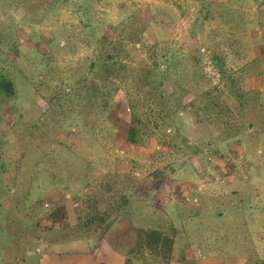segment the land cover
Segmentation results:
<instances>
[{"label":"rangeland","instance_id":"374dc122","mask_svg":"<svg viewBox=\"0 0 264 264\" xmlns=\"http://www.w3.org/2000/svg\"><path fill=\"white\" fill-rule=\"evenodd\" d=\"M88 197L131 264L152 228L168 264H264V0H0V264L93 246Z\"/></svg>","mask_w":264,"mask_h":264},{"label":"trees","instance_id":"16d2710c","mask_svg":"<svg viewBox=\"0 0 264 264\" xmlns=\"http://www.w3.org/2000/svg\"><path fill=\"white\" fill-rule=\"evenodd\" d=\"M74 4H76L77 2H73ZM234 42V38H232V43L230 45H235L233 44ZM174 56V55H173ZM167 57V56H165ZM177 57L175 55V57H173L171 61V64H175L176 63ZM190 63L188 64L189 66L192 67V75L193 76H198L197 73L195 72L197 69L195 64L193 63V61L191 59H187ZM212 61H214L216 64H218V66H220L221 68L219 69V73L223 74L225 73V69L222 66V56L221 54H215L212 56ZM169 63H166L165 65V72L169 73L172 70L176 69V65H171ZM171 101V100H170ZM175 103L172 101L171 103V107L172 113H176L178 109H184L187 106V103H184V100H182V102L177 101V99H174ZM164 103H167V101H163ZM137 103V101L135 102ZM215 106L219 108V103H217L214 100ZM211 104V102H210ZM213 106V107H215ZM131 110V116H132V121L134 122L135 126L134 129H136V132H139V129H137V125L139 123V117H138V113L135 111V104L130 107ZM232 128V127H230ZM131 134L129 135V139L131 138ZM81 202H83V200H81ZM81 204V203H80ZM128 208H131V206L129 207V205L127 204ZM81 208V209H80ZM72 211L74 210V218H75V224L77 225V227H79L78 230L83 231V235L76 238V239H81L82 237L84 239H86L89 243H93L94 245L97 244L99 242L100 239H102V237L104 236L105 233H107L110 228H111V224H101L102 222V214H100V206H98V204L96 202H94L93 200H91L89 197L85 198L84 202L82 203L81 207H75V208H71ZM104 210V209H103ZM81 215H85V220L84 221H80V219L82 218ZM99 222V223H98ZM95 223V224H93ZM96 224H100L102 228H100L98 230V233H96ZM82 225V226H81ZM94 234L96 235L97 239L93 238V236L91 235ZM136 235L138 237V239H140L144 245L145 250H147L148 252H152L153 254L157 255L158 253H160L161 257L164 258L163 260V264H168V258L171 254V250H172V245H173V239L170 236H167V234L165 232H161L158 229H143V230H137L136 231ZM133 253V249L129 251V256L132 255ZM126 256L125 260H124V264H131L130 258L129 256Z\"/></svg>","mask_w":264,"mask_h":264},{"label":"crops","instance_id":"0c3cea01","mask_svg":"<svg viewBox=\"0 0 264 264\" xmlns=\"http://www.w3.org/2000/svg\"><path fill=\"white\" fill-rule=\"evenodd\" d=\"M116 226V224H114ZM112 226L110 230L106 233H113ZM106 235L97 244L90 245V247L83 252H78L80 248V243L76 244L71 241L64 244V247L60 246L59 250L63 248L62 252H57L55 255L45 254L40 261V264H99L101 261L100 254L105 253L106 259L103 261L106 264H124L125 252L119 248L112 245ZM107 241V242H106ZM88 242V241H87ZM59 246V243L56 244ZM48 257H51L49 259ZM104 264V263H103Z\"/></svg>","mask_w":264,"mask_h":264}]
</instances>
